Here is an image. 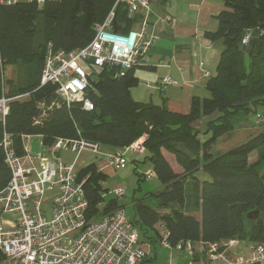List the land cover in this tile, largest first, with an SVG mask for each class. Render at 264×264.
Returning a JSON list of instances; mask_svg holds the SVG:
<instances>
[{"label": "trees", "instance_id": "trees-1", "mask_svg": "<svg viewBox=\"0 0 264 264\" xmlns=\"http://www.w3.org/2000/svg\"><path fill=\"white\" fill-rule=\"evenodd\" d=\"M114 2L18 1L0 6V97L10 99L4 127L0 123V191L10 178L1 147L3 129L20 156L25 154L23 135L39 136L46 148L57 138L81 137L124 149L143 138L139 162L150 163L161 184L132 200L134 215L128 220L144 240L161 242L163 230L169 250L178 243L208 245L230 239L264 244V173L257 168L264 164V123L240 145L213 152L216 141L238 121H248L264 108V0H224L218 29L207 34L222 45L215 73L206 84L209 97H193L187 114L133 100L135 67L116 77L117 66L84 63L89 80L85 98L93 109L84 110L79 102L66 105L57 99L56 85L40 83L46 47L51 44L53 50L65 52L85 47ZM136 22L119 7L113 30L127 32ZM245 35L248 41L243 44ZM163 151L174 156L179 172ZM136 178L134 192L146 180L145 174L136 173ZM77 180L88 203V222L124 209L117 198L104 199L106 175L94 164L79 170ZM205 253L207 258V249Z\"/></svg>", "mask_w": 264, "mask_h": 264}, {"label": "built area", "instance_id": "built-area-1", "mask_svg": "<svg viewBox=\"0 0 264 264\" xmlns=\"http://www.w3.org/2000/svg\"><path fill=\"white\" fill-rule=\"evenodd\" d=\"M19 0H0L10 5ZM42 5L57 0H23ZM153 0H115L101 23L94 26L92 40L83 48L65 52L53 50L48 44L40 75L41 85H56V97L69 105L82 104L84 110L93 109L85 98L89 80L84 66H117L123 73L146 59L156 38L148 34ZM123 7L129 17L137 18L127 32L113 30L116 11ZM248 35L242 39L245 44ZM168 77L162 85H170ZM21 96L17 97L20 98ZM10 99L0 97V123L4 127ZM256 123H264V108L254 115ZM29 137L23 135V141ZM142 142L105 156L114 169H125L126 153L143 152ZM1 147L10 178L0 191V264H141L146 252L140 247L136 228L128 220L124 209H119L97 221L88 222V206L82 182L77 180L73 164L65 163L56 154L69 151L79 155L83 151L102 155V146L79 138H57L49 148L52 156L31 155L24 145L25 154L16 153L11 136L3 129ZM152 179V170L145 173ZM56 190L49 209L41 201L45 192ZM117 198L123 197L120 188L114 189ZM50 214L48 215V211ZM161 245L171 248L162 230ZM241 253L236 255L235 250ZM177 250L192 254L190 242L178 243ZM234 258H230V253ZM210 264H264V244L230 239L207 245ZM232 259V260H230Z\"/></svg>", "mask_w": 264, "mask_h": 264}, {"label": "crops", "instance_id": "crops-1", "mask_svg": "<svg viewBox=\"0 0 264 264\" xmlns=\"http://www.w3.org/2000/svg\"><path fill=\"white\" fill-rule=\"evenodd\" d=\"M222 10H224V0H153L148 34L155 37L156 40L143 63L134 68V75L138 79V84L130 90L132 99L138 102L164 105L170 111L187 114L193 97L208 98L209 92L206 84L208 79L215 73L220 60L222 45L220 42L210 39L207 34L217 31L218 16ZM166 77L172 80V84L163 86L162 79ZM37 137L40 140V137ZM140 141H143V138ZM39 144L42 146L41 140ZM42 147L44 152L41 155L52 156L49 148ZM117 150L119 149L102 147V155H95L88 151H83L79 155L69 151H60L56 156L65 163L73 164L77 173L83 167L94 164L98 171L106 175V180L102 182V187L107 189L104 196L110 194L112 198H117L114 189L122 186H119L120 184L115 183V181L106 182L109 179L108 177H112L115 171L123 169H114L105 157ZM162 153L173 170L179 172L180 169L174 156L165 151ZM143 155L144 151H128L126 153L128 162L136 161L133 163L136 171H139V164H143L139 162ZM144 167L143 172L152 170L150 163H144ZM143 172L133 173L128 185L136 187V173L143 174ZM53 191L56 192V190L47 192ZM134 193L133 191L131 200L136 197ZM136 195L138 196L137 192ZM117 200L119 204L124 205L125 210L124 196L117 198ZM161 233L162 231H160V235ZM150 234L153 236L152 232ZM156 243L161 245L159 240ZM139 245L146 252V259L141 264L156 258L155 253L152 255V247L155 243L139 239ZM191 246L193 254L190 256L186 253L185 264H208L205 253L207 245L195 243ZM162 248L164 247L162 246ZM169 251L172 252L173 249ZM235 253L236 255L240 254V248H237ZM170 256L172 257L168 264H173V253ZM229 257L234 258L231 253Z\"/></svg>", "mask_w": 264, "mask_h": 264}, {"label": "rangeland", "instance_id": "rangeland-1", "mask_svg": "<svg viewBox=\"0 0 264 264\" xmlns=\"http://www.w3.org/2000/svg\"><path fill=\"white\" fill-rule=\"evenodd\" d=\"M258 129H261V126L259 125V123H256L254 117H250L248 121H240V122L238 121V123L235 124V127L231 132L222 135L216 141L214 148H213L214 154L217 155V154L226 152L227 150L240 145L245 140H247V138H249V136L252 133L257 131ZM39 141L40 140L37 136H30L28 139H25L24 141L25 146L29 149V153L33 156L35 155L40 156L41 153L44 152V148L39 144ZM255 156L256 154L252 153L250 155V161H254ZM138 168H139V171H136V169H134V164L131 161H129L125 169L115 171L112 177H108L109 179H107L108 181L106 182V183H110L111 181H115V183L117 182L120 184L119 186H122L120 187V189L123 191V196L125 199V202H124L125 210L124 211H125L127 218H129L130 220L133 219V215H134V211H133L132 204H131L132 203L131 198L133 195V191L136 189L137 186L131 187L130 185H128V183L131 177L133 176V173L135 172L140 173L144 171V168H145L144 164H141V165L139 164ZM257 168L260 171V173H264V164L259 165ZM146 172H143V174H145ZM158 186L160 188L161 184L156 178L146 179L140 182L139 183L140 189L136 191L138 193V196L136 195V192L134 193V195L136 196L135 198H141L147 192L158 190ZM54 192L55 191L46 192L43 198L41 199V201L43 200V204H44V207H42L43 209L50 208L51 196L54 194ZM110 198H112L110 194L104 196L105 200H108ZM136 228L138 230L137 233H138L139 239L144 240L141 231L139 230L137 226ZM152 248H153L152 255H154L155 253L156 258L153 260H149L148 262H145V264H168L172 257L170 256L171 253H173V258H172L173 264H185V258H187L185 250L173 249V251L171 252L169 250L162 248V246L159 243H155V245Z\"/></svg>", "mask_w": 264, "mask_h": 264}, {"label": "water", "instance_id": "water-1", "mask_svg": "<svg viewBox=\"0 0 264 264\" xmlns=\"http://www.w3.org/2000/svg\"><path fill=\"white\" fill-rule=\"evenodd\" d=\"M50 214V210L48 211V215Z\"/></svg>", "mask_w": 264, "mask_h": 264}]
</instances>
